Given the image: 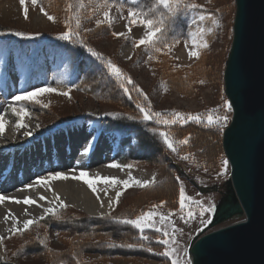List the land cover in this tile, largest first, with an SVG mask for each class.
<instances>
[{
    "label": "rangeland",
    "instance_id": "1",
    "mask_svg": "<svg viewBox=\"0 0 264 264\" xmlns=\"http://www.w3.org/2000/svg\"><path fill=\"white\" fill-rule=\"evenodd\" d=\"M38 1L34 4L33 0H24L22 6L21 0H0V118L9 131L22 130L17 120L24 122L27 119L29 126L35 129L33 136L39 137L58 127L61 120L68 117L75 118V122L92 125L101 117L119 112L120 107L116 102L98 100L75 87L83 64L78 63L74 70L69 66L65 52L51 43V40L69 30L70 16L80 15L78 21L88 48L104 58L101 60L97 57L100 61L98 66L92 67L93 72L106 67V62L111 60L123 73V81L116 78L118 83L123 82L132 89L136 105L140 103L147 107L150 104L153 112H161L163 118L168 119L172 118L174 112H180L187 122L178 121L176 124L182 125V128L186 126L185 131L199 133L200 137L193 153L195 159L191 155L187 158L189 161H183L172 150L163 151L159 145L137 150L136 140L127 134L125 144L121 145L115 156L117 158L112 161L120 166H139L149 170L153 178L148 185L125 191L109 213L110 216L92 217L66 204L64 208L56 207L61 217L59 220L50 214L40 215L28 229L14 230L0 239V264L191 263L189 247L193 238L205 228L201 221H211L216 206L229 191V163L227 167L222 164L227 160L222 149L226 122L209 126L206 116L230 117L232 114V111L224 110L222 104L227 101L223 72L232 40L234 0H192L191 4L210 11H203L192 20V28L186 39L168 44L167 48L163 46L155 55L146 49L148 46L134 45V41L144 37L147 29L142 24L129 22V8L126 6L98 0H47L42 6ZM104 12L109 13L108 20ZM201 15L206 19L199 20ZM49 16L54 19L49 20ZM213 19L215 24L212 23ZM97 21L102 23L98 26ZM200 28L205 29L203 37L199 35ZM208 28L212 29L211 33L207 32ZM17 31L25 35L17 36ZM113 33L124 35L116 36ZM193 39L205 41L208 47L197 49L201 53L199 58L189 57L188 53L181 55V46L188 45L191 50ZM125 49L130 51L126 57L123 54ZM129 78L131 84L127 83ZM50 79L62 83L48 86ZM102 81V91H109L105 81ZM136 87L141 91H136ZM35 88L55 91L38 94V103L13 99ZM65 92L68 94L64 95ZM21 107L27 115L15 116L12 109L19 110ZM188 114L202 119L199 123L187 120ZM115 136L119 138L118 134ZM131 148V159L119 164V154ZM135 155L145 159L138 160ZM105 157L101 156L102 159ZM164 178L166 184L162 182ZM181 188L186 196L183 210L179 200ZM176 195L178 202L175 201ZM165 200L169 204L166 205ZM193 202H199L204 208L212 207L213 211L201 216L200 207ZM140 210L142 213H156L149 221L154 227H145L141 234L140 229L127 224L119 227L110 218L135 219L142 215ZM188 211H193L192 218L187 216ZM162 216L165 217L163 223ZM242 218L233 217L206 232ZM143 236L151 241L149 249L152 256L140 252L106 250L110 244L127 247L128 243L134 241L137 246L140 242L147 245ZM151 237L160 243L154 244ZM42 240L44 243H41Z\"/></svg>",
    "mask_w": 264,
    "mask_h": 264
},
{
    "label": "water",
    "instance_id": "2",
    "mask_svg": "<svg viewBox=\"0 0 264 264\" xmlns=\"http://www.w3.org/2000/svg\"><path fill=\"white\" fill-rule=\"evenodd\" d=\"M234 2L223 72L232 105L222 134L229 191L208 226L193 238L190 264H264V0ZM233 217L243 218L206 232Z\"/></svg>",
    "mask_w": 264,
    "mask_h": 264
},
{
    "label": "bare ground",
    "instance_id": "3",
    "mask_svg": "<svg viewBox=\"0 0 264 264\" xmlns=\"http://www.w3.org/2000/svg\"><path fill=\"white\" fill-rule=\"evenodd\" d=\"M188 52V45L179 49L181 55ZM129 53L125 49L123 54L126 57ZM25 120L21 122L25 125L22 130L11 132L0 119V125L3 126V131H0V195L8 198L0 201V239L14 230L23 229L25 220H36L40 215L47 214L45 209L56 208L61 201L92 217L101 216V213L109 214L125 191L142 187L134 181L150 182L153 178L149 170L139 166L110 167L114 164V158H109L105 152L116 148V145L121 146L128 137H121L120 143L115 144L114 139L118 137L114 133V138L108 135L96 137V126L81 122H72L65 128L37 137L33 136L35 129ZM26 132L32 135L26 136ZM86 140L87 143H84ZM86 144L95 148L88 156L86 150H80ZM102 155L106 157L102 159ZM6 167L11 168V171L3 178L1 172ZM80 170L86 171L87 178L94 181L95 191L83 180L72 178L78 176ZM55 172H63L69 178L51 180L45 184L36 183L38 177L47 178ZM105 176L115 177L117 181L128 180L129 185L125 187L119 182L113 184L96 179ZM117 192L120 193L119 197L116 196ZM25 198L35 203L25 204ZM109 200L112 201L111 207Z\"/></svg>",
    "mask_w": 264,
    "mask_h": 264
},
{
    "label": "trees",
    "instance_id": "4",
    "mask_svg": "<svg viewBox=\"0 0 264 264\" xmlns=\"http://www.w3.org/2000/svg\"><path fill=\"white\" fill-rule=\"evenodd\" d=\"M47 0H39L38 3L44 6V2ZM77 1V0H76ZM102 3L106 2H112L118 6H126L128 8H135V10L138 13H147V16L145 18L148 19H158L161 14H164L165 16L168 15L167 10L164 9L162 6H157L155 9H153V5L155 3V0H138L136 5H132L131 0H98ZM186 3L191 4L192 0H185ZM196 5V4H195ZM203 11H210L209 9H204L197 7L196 9H186L183 6L179 9L177 12V19L179 21L178 24H170L167 26V31L162 37L161 41L156 45V47L162 48L165 43L171 44L176 43L182 39H186L189 35V30L192 28V20L201 12ZM213 11V10H211ZM80 19V15L77 16H70V28L78 33V35L73 36L69 40H63L58 38H54V40H51V43L54 44L56 48H60L63 50L68 58L69 66L76 69V66H78V63L83 64V69L81 74L79 75V78L76 83H74L75 87L77 89L82 90L84 93L90 94L91 96L95 97L98 100L102 101H112L116 102L118 106L120 107L119 112H114L118 115H108L104 117L105 121V129L109 131H117L121 134H129L133 136V138L136 140L137 150L141 149L142 147H148L159 145L158 147L161 150H171L169 149L164 143L162 137L159 135L161 131L169 133L170 139L174 142V147L177 149L174 154L178 156V159H181L183 161H189L187 158L191 155L195 159V156L193 153L195 147L197 146V141L199 133H194L190 131H185L184 128H182V125H172V126H165L163 124H156L155 120L151 121H144L142 119V114L139 113L136 102L132 98L133 94H131L132 89L129 93H126L123 88L120 86L121 83L118 80L112 76L110 73L107 72L106 67L97 68L96 72H93V68L95 66H98L99 59L96 56H93L88 51V46L86 39L84 37L83 29L81 24L79 23V27H77V21ZM61 35V34H60ZM59 35V36H60ZM83 41V43H81ZM146 49L152 54L155 55L157 52L154 50L153 47L148 46ZM93 67V68H92ZM104 80L107 84L106 86L109 88V91H102L101 88V81ZM103 82V81H102ZM58 83L62 82H56L52 79L48 81V86H54ZM228 101V100H227ZM229 103V102H228ZM231 112V109H230ZM129 116L136 117L135 119H128ZM232 116V114H231ZM231 116L226 121L227 126L230 123ZM163 117V116H162ZM73 118V117H72ZM72 118L68 117L65 120H61L62 122L69 121ZM61 123V122H60ZM155 129V131H153ZM221 133V132H220ZM181 140H187V143L181 144L179 141ZM146 147V148H147ZM136 152L138 153V151ZM133 149L128 150L122 155L120 163L125 164L128 160L131 159ZM136 159L142 160L145 159L144 157L140 155H135ZM186 157V158H185ZM224 157V156H223ZM162 182L166 184L165 178L162 179ZM155 186H158L156 184ZM179 189V188H178ZM175 201H177V195L175 196ZM166 202V200L164 201ZM178 202V201H177ZM169 204L166 202V205ZM173 206V205H172ZM175 206V205H174ZM148 210V209H147ZM142 213V210H140ZM139 213V212H134ZM140 213V214H141ZM49 218V217H48ZM112 223L117 224L119 227H123V224H118L117 222L112 221ZM141 230L139 234H141ZM141 238V237H140ZM151 240H153L154 244L160 243L158 240H154L153 237H151ZM161 240V239H160ZM124 242V241H123ZM144 242H147V245L142 244L140 242L137 246V242H132L133 247H124L120 246V244H114L116 246L113 247H107L106 250L108 252H116L120 250V252H140L145 253L148 256H152L150 247H151V241L149 239H144ZM129 244V243H128ZM155 246V245H154ZM161 249H163L161 247ZM114 250V251H112ZM156 252L159 253L158 249Z\"/></svg>",
    "mask_w": 264,
    "mask_h": 264
},
{
    "label": "snow or ice",
    "instance_id": "5",
    "mask_svg": "<svg viewBox=\"0 0 264 264\" xmlns=\"http://www.w3.org/2000/svg\"><path fill=\"white\" fill-rule=\"evenodd\" d=\"M138 2V0H131L132 5H136ZM33 3H36V0H33ZM21 5H24V0H21ZM157 6H162L164 9L167 10L168 15H164L161 14L160 17L158 19H148L145 18L147 16V13H138L135 8H129L128 11V17H129V22L130 23H139L142 24L147 31L144 34V37L134 41V45L135 46H139V45H145V46H151L154 48V50L156 52H159L161 49L159 47H156V45L161 41L162 37L164 36V34L167 31V26L170 24H178L179 21L177 19V12L179 11V9L181 8V6H183L186 9H196L197 7H199L198 5L195 4H188L185 2V0H155V3L153 5V9H155ZM41 11H43V8H41ZM25 14H27V9H25ZM104 17L106 20H108L109 18V13L108 12H104L103 13ZM49 20H53L54 18L52 16L48 17ZM206 17L204 15L199 16V20L203 21L205 20ZM102 22L101 21H97V25L99 26ZM212 23H216V21L213 19ZM77 27H79V21H77ZM130 30V29H129ZM208 33L212 32L211 28L207 29ZM205 33V29L204 28H200L199 29V35L201 37H203ZM17 36H22L25 35V33L17 31L15 33ZM78 35V33L74 30H72L71 28H69L68 31L63 32L60 35V39L63 40H69L71 39L73 36ZM113 35L116 36H122L124 35V33H113ZM81 43H83V41H81ZM192 44L193 47L191 50H189L188 55L189 57H197L199 58L201 53L197 50L198 48H206L208 47L207 43L203 40L198 41L197 39H193L192 40ZM169 45L167 43L164 44V47L167 48ZM88 51L96 57H99V59L103 60V56H101L99 53H97L96 51H94L92 48H88ZM106 70L108 73H110L112 76H114L115 78L122 80L124 79L123 77V73L121 71V69L115 65L111 60H108L106 62ZM202 82V81H201ZM127 83L131 84L132 81L131 79H127ZM123 90L126 93H129L131 90L129 88H127L125 86V84L122 82L120 85ZM136 91H141L138 87L135 88ZM45 91L48 92H52L55 91V89H51V88H35L34 91L31 92H24L21 95H17L14 96L13 99L20 101V100H27V101H35L38 103V101H36V97L38 94H41ZM64 95H67L68 93H63ZM145 99H147V97H145ZM44 107H47V105H44ZM139 113L142 114V119L144 121H151V120H155L156 124H163L165 126H172L175 125L178 121L181 123H186L187 121L185 120V116L184 114L180 113V112H174L173 116L171 119L168 118H163L161 112H153L151 110V105L149 104L147 107L143 106L140 103H137L136 105ZM232 105L229 104L227 101H224L222 104V108L224 110H228L230 111ZM13 113L15 114V116L17 117H23L24 115H27V112L25 111V109L23 107H21L19 110L13 108L12 109ZM113 115H118V114H113ZM136 117H132L129 116L128 119H135ZM2 119V118H0ZM202 117L197 116V115H192V114H188L187 116V120H195L197 123H199L201 121ZM229 119V117L227 115H213V114H208L206 116V120L209 126L212 125H219L222 124L224 122H226ZM17 125L19 127H24L25 125H23L20 120H17ZM0 131H3V126L0 125ZM153 131H155V129H153ZM26 136L28 135H32L31 132H26L25 133ZM159 135L162 137L163 139V143L169 148L171 149L173 152H176L177 149L174 147V142L172 139H170L169 133L167 132H163L161 131L159 133ZM179 143L184 144L187 143V140H181L179 141ZM186 158V157H185ZM222 164L224 167H227L228 161L224 160L222 161ZM120 165L118 164H112L110 165V167H119ZM130 167V166H129ZM88 173L84 170H80L79 175L78 176H73V179H78V180H83L89 188L93 189V191H95L94 188V181L92 179H88ZM68 175H66L63 172H55L54 174H49L47 177V180L44 177H38L36 180V183L38 184H45L48 181L51 180H61V179H68ZM96 179H101L104 182H111L113 184L119 182L123 185H125V187H127L129 185V181L128 180H123V181H117L115 177H96ZM136 184L141 185V186H147L148 185V181H134ZM26 187H31V185H26ZM116 196L119 197L120 193L117 192ZM5 199H8L7 197L0 195V201H3ZM41 199H44V197H41ZM58 199V197H57ZM179 200H180V205H181V209L183 210V208L185 207V200H186V196H185V192L183 190V188L180 189L179 192ZM20 201H17V203H19ZM25 204H32L35 203L34 201L25 198L23 201ZM196 203L199 207H200V215L203 216L204 213L206 212H211L213 211L212 207H208V208H204L202 205L199 204V202H193ZM112 206V201L109 200V207ZM66 207L64 205V202L61 201L59 208H64ZM45 213L50 214L51 216L55 217L57 220L61 219L60 215L58 214V208H48L45 209ZM101 216L104 215H109L110 214H106V213H101ZM156 215V213L154 212H144L142 213V215L137 216L135 219H117L114 217H110L112 219L115 220V222L117 223H122V224H127V225H131L134 226L136 229H140L141 231L145 228V227H154L153 223H149V221L152 220V217ZM187 216L189 218L193 217V211H188L187 212ZM40 219H43V217H41ZM165 220V217H161V223H163ZM36 221L33 220H25L23 222V229H19L18 231H23L29 228V226L33 223H35ZM201 223H203L205 225V227H207V223H210V221L205 222V221H201ZM15 227V226H14ZM159 230V229H158ZM142 239H148L147 236H143ZM41 243H44V241L42 240ZM165 243H167V241H165ZM109 247H113L116 246L114 244H110L108 245ZM120 246H124V245H120ZM128 247H133L134 245L132 244H128ZM175 264V262H174ZM188 264H190V262H188Z\"/></svg>",
    "mask_w": 264,
    "mask_h": 264
}]
</instances>
